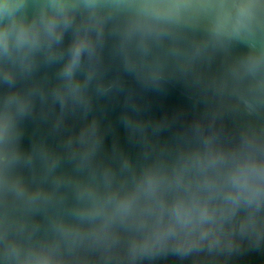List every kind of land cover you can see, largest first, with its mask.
Wrapping results in <instances>:
<instances>
[{
	"label": "clouds",
	"instance_id": "obj_1",
	"mask_svg": "<svg viewBox=\"0 0 264 264\" xmlns=\"http://www.w3.org/2000/svg\"><path fill=\"white\" fill-rule=\"evenodd\" d=\"M170 262L264 264V0H0V264Z\"/></svg>",
	"mask_w": 264,
	"mask_h": 264
},
{
	"label": "water",
	"instance_id": "obj_2",
	"mask_svg": "<svg viewBox=\"0 0 264 264\" xmlns=\"http://www.w3.org/2000/svg\"><path fill=\"white\" fill-rule=\"evenodd\" d=\"M180 105H188V100L186 96L183 94V91L180 86H176L172 88L169 92V94L165 97H153L152 102V111L159 113L163 108L171 109L176 106ZM119 108L118 106L115 107L111 113L112 119L115 120L116 115L118 114ZM116 133L121 141V143L125 144L129 148H132L134 150V147L130 145L127 141V135L125 130L122 126L117 125ZM112 135H109L107 139V143L110 145L112 142ZM171 264V262H170Z\"/></svg>",
	"mask_w": 264,
	"mask_h": 264
}]
</instances>
